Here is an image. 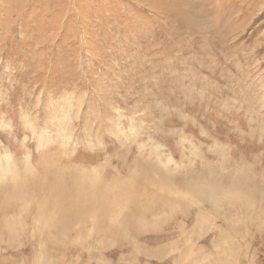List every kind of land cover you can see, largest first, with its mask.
<instances>
[{
	"label": "rangeland",
	"instance_id": "374dc122",
	"mask_svg": "<svg viewBox=\"0 0 264 264\" xmlns=\"http://www.w3.org/2000/svg\"><path fill=\"white\" fill-rule=\"evenodd\" d=\"M263 201L264 0H0V264H264Z\"/></svg>",
	"mask_w": 264,
	"mask_h": 264
},
{
	"label": "bare ground",
	"instance_id": "6f19581e",
	"mask_svg": "<svg viewBox=\"0 0 264 264\" xmlns=\"http://www.w3.org/2000/svg\"><path fill=\"white\" fill-rule=\"evenodd\" d=\"M220 161V160H219ZM218 163V161H217ZM216 163V164H217ZM243 170V169H242ZM77 171V170H76ZM245 171V170H244ZM92 172V171H90ZM158 172H161L158 170ZM238 172V171H237ZM94 173V172H93ZM205 173V172H204ZM91 174V173H90ZM239 174V173H236ZM86 175V174H84ZM91 176V175H90ZM78 177V176H77ZM203 180V179H202ZM202 180L199 177L192 178L191 183L186 185V181H183V189L186 188L187 186V193L194 195L195 197H203L204 194L208 193V186L206 184H203ZM228 180V179H226ZM234 180V179H233ZM209 182V181H208ZM123 183V182H120ZM228 183V182H226ZM76 188L75 192L78 193L79 195L82 196L83 199V206H82V214L85 213L84 216H93V217H105L106 215L110 216L111 213H116L118 212V208H122L127 203L124 201V198L126 197L127 201V196H130L129 190L124 191V190H118V185H114L113 183L109 186V184H105V182L99 183L97 180L92 179L91 177L89 179H84L83 177L79 176L78 180L76 182ZM75 185V184H74ZM126 185V183H125ZM253 186V185H252ZM254 187V186H253ZM63 188V187H62ZM72 188V187H71ZM216 188V187H215ZM246 188V187H245ZM69 189V188H68ZM248 189V188H247ZM255 189V187H254ZM63 190V189H62ZM235 190V189H234ZM257 190V189H256ZM227 191V190H226ZM238 193L241 194L240 190H236ZM252 191V190H251ZM250 191V192H251ZM212 192V191H211ZM231 193V192H230ZM22 194V193H21ZM208 196V195H207ZM205 196L204 198H208ZM223 196V195H222ZM233 195H230L232 197ZM73 197V196H72ZM136 197V195H135ZM191 197V196H190ZM213 197V196H211ZM224 197V196H223ZM250 197L254 198L255 194H250ZM22 198V197H21ZM210 198V197H209ZM218 198V197H217ZM216 198V199H217ZM220 198V197H219ZM135 199V198H134ZM195 199V198H194ZM203 199V198H202ZM244 199V198H243ZM248 196H247V202H248ZM138 200V199H137ZM213 201V199H210L209 201ZM224 200V199H222ZM142 201V200H141ZM200 201V200H199ZM215 201V200H214ZM213 201V202H214ZM177 202V201H176ZM175 202V203H176ZM226 202V201H225ZM246 202V201H244ZM246 202V204H247ZM264 202V201H263ZM222 203V202H221ZM60 204V203H59ZM215 204V203H214ZM230 204V203H229ZM251 204V203H250ZM56 205V202H55ZM133 205V204H132ZM228 205V204H227ZM59 206V205H58ZM216 206V205H215ZM250 206V205H249ZM56 206H54L55 208ZM254 207V206H253ZM59 208V207H58ZM62 208V207H61ZM139 208V207H138ZM214 208V207H213ZM240 208V206H239ZM249 208V207H248ZM137 210V208H136ZM146 210V209H140V212ZM238 210V209H237ZM264 210V209H263ZM60 211V209H59ZM139 211V210H138ZM248 211V210H247ZM131 212V211H130ZM148 212V211H147ZM142 213V212H141ZM139 213V214H141ZM80 213L77 211L75 214L71 213L70 217L71 219L76 218L75 216H78ZM147 214V213H146ZM149 214V213H148ZM147 214V216H148ZM112 215V214H111ZM138 215V214H137ZM145 215V212H144ZM135 217V216H134ZM49 218V217H48ZM133 218V216H132ZM112 219V218H111ZM137 219V218H136ZM139 219V218H138ZM141 219V218H140ZM100 220V218H99ZM104 220V219H102ZM101 220V221H102ZM145 221V219H143ZM147 220V219H146ZM137 221V220H136ZM139 222V220H138ZM146 222V221H145ZM61 223V222H60ZM98 223V222H97ZM111 223V221H110ZM114 223V221H113ZM101 224V223H100ZM118 224V223H117ZM59 225V223H58ZM109 225V224H108ZM106 223V226H108ZM61 226V224H60ZM65 226V225H64ZM67 226V225H66ZM123 227V226H122ZM143 227V226H142Z\"/></svg>",
	"mask_w": 264,
	"mask_h": 264
}]
</instances>
